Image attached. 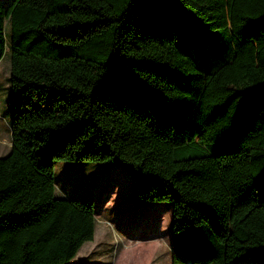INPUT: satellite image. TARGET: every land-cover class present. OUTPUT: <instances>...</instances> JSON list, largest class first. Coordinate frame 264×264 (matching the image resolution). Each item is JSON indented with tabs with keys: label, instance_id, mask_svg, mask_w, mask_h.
<instances>
[{
	"label": "trees",
	"instance_id": "16d2710c",
	"mask_svg": "<svg viewBox=\"0 0 264 264\" xmlns=\"http://www.w3.org/2000/svg\"><path fill=\"white\" fill-rule=\"evenodd\" d=\"M11 152L0 264H69L92 199L55 163L120 165L169 203L173 264H264V0H0Z\"/></svg>",
	"mask_w": 264,
	"mask_h": 264
},
{
	"label": "rangeland",
	"instance_id": "374dc122",
	"mask_svg": "<svg viewBox=\"0 0 264 264\" xmlns=\"http://www.w3.org/2000/svg\"><path fill=\"white\" fill-rule=\"evenodd\" d=\"M11 55L0 62V158L11 152ZM56 195L94 200L95 237L69 264H173L169 203H137L132 176L120 165L55 163Z\"/></svg>",
	"mask_w": 264,
	"mask_h": 264
},
{
	"label": "crops",
	"instance_id": "0c3cea01",
	"mask_svg": "<svg viewBox=\"0 0 264 264\" xmlns=\"http://www.w3.org/2000/svg\"><path fill=\"white\" fill-rule=\"evenodd\" d=\"M84 245H85V244H84ZM84 245H83V246H84ZM77 256H78V254H77ZM77 256H76V258H77ZM76 258H75V259H76ZM75 259H74V260H75Z\"/></svg>",
	"mask_w": 264,
	"mask_h": 264
}]
</instances>
